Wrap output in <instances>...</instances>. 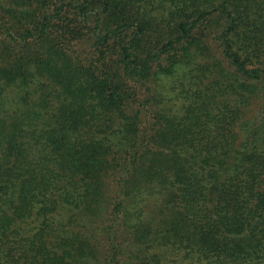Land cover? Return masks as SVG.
<instances>
[{
  "label": "trees",
  "instance_id": "trees-1",
  "mask_svg": "<svg viewBox=\"0 0 264 264\" xmlns=\"http://www.w3.org/2000/svg\"><path fill=\"white\" fill-rule=\"evenodd\" d=\"M0 264H264V0H0Z\"/></svg>",
  "mask_w": 264,
  "mask_h": 264
}]
</instances>
